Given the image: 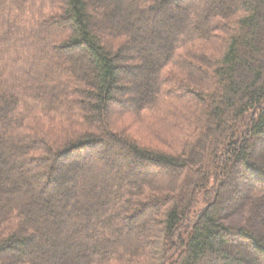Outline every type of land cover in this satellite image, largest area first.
Segmentation results:
<instances>
[{
  "label": "trees",
  "instance_id": "1",
  "mask_svg": "<svg viewBox=\"0 0 264 264\" xmlns=\"http://www.w3.org/2000/svg\"><path fill=\"white\" fill-rule=\"evenodd\" d=\"M263 142L264 0H0V264H264Z\"/></svg>",
  "mask_w": 264,
  "mask_h": 264
},
{
  "label": "rangeland",
  "instance_id": "2",
  "mask_svg": "<svg viewBox=\"0 0 264 264\" xmlns=\"http://www.w3.org/2000/svg\"><path fill=\"white\" fill-rule=\"evenodd\" d=\"M220 36H217L216 39L210 40L208 44L213 48H219L221 46V41H219ZM121 39H118V41H120ZM117 41V39L115 40ZM117 41V42H118ZM171 72H175L174 69L169 71V74H171ZM183 76V74H181ZM179 92L180 91L179 89ZM120 95L117 94V97H119ZM111 109L114 110V105L113 103L110 104ZM116 111H110L111 113H113V117H112V124H114V126L116 127V129L122 131L121 128L124 129V131L126 133H128L129 135H132L134 137L139 138V142L146 145V146H152L154 148H160V149H168L167 143L164 139H162L163 137H159L157 136L158 133L156 132V129L159 128L160 130H164V132L166 133H171L173 132L171 126L169 124H166L165 122H163L162 119H156L154 120L151 124L148 122H143L141 121L139 118H136V116H134L133 114L130 113H126V114H122L119 113L117 111V109H115ZM258 149L262 152H264V142L261 143L260 145H258ZM168 174H172L171 172H169ZM249 208L247 207H243V208H238V210L235 211V213L233 215H231L230 220L231 221H235L236 223L238 222H247L249 221L250 217V213L251 211H248ZM264 213L260 212L257 214L258 218L261 219L262 223L264 224ZM250 222V221H249ZM134 237L137 239V235H134Z\"/></svg>",
  "mask_w": 264,
  "mask_h": 264
}]
</instances>
